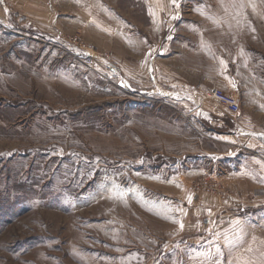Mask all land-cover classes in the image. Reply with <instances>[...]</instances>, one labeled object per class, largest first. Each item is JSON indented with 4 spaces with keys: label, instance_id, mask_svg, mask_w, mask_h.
I'll use <instances>...</instances> for the list:
<instances>
[{
    "label": "rangeland",
    "instance_id": "rangeland-1",
    "mask_svg": "<svg viewBox=\"0 0 264 264\" xmlns=\"http://www.w3.org/2000/svg\"><path fill=\"white\" fill-rule=\"evenodd\" d=\"M175 1L201 52L212 18L255 45L216 54L240 109L213 127L148 0H0V264H264V0Z\"/></svg>",
    "mask_w": 264,
    "mask_h": 264
},
{
    "label": "crops",
    "instance_id": "crops-1",
    "mask_svg": "<svg viewBox=\"0 0 264 264\" xmlns=\"http://www.w3.org/2000/svg\"><path fill=\"white\" fill-rule=\"evenodd\" d=\"M166 1L167 3L162 1V4H158L157 6L156 4L152 5L153 0H148L147 5L151 10L152 16L149 18V22L147 23L149 26L147 28V33L149 35L156 34L155 36L160 35L165 38L164 40L166 41L163 43V50H166L164 47H166V45L168 47L173 40V36L176 34L182 41L185 42L183 46L181 45L182 48L190 49L192 52H189L188 55H193L195 58L190 67L192 70L186 71L181 68L177 69L178 75L177 79L174 80V87H177L179 90H184V92L187 89H193L195 92H201V94L212 88H221L226 90L236 89V77L232 71L228 70V68H226L223 75H217L216 54L222 49L224 50L222 55L226 57L241 56L251 58L255 54V51L253 50L255 49V45L251 46L246 41V43L240 45L242 48H239V45H236L234 42L233 23L229 17L212 18L213 25H215L212 31H210V37L212 40H210L209 43H204L206 52L203 53L199 49L201 45L199 43L197 29L193 27L196 25L197 21L199 22L202 20L196 17H181L180 15L183 12L180 7L181 1ZM169 5L173 8L174 14H171V7ZM223 41L227 44H222ZM198 49L199 52H197ZM198 57H201L200 60L196 59ZM229 63L233 65L232 61ZM254 76L255 75L251 72V70H249L246 76H244L245 82L248 81L247 87L253 86V82L255 81ZM199 110L203 113H200V116L205 117L204 119L212 125V127L215 126L217 122L222 121L221 117L231 115L225 106L212 100H205L202 102V106H199Z\"/></svg>",
    "mask_w": 264,
    "mask_h": 264
},
{
    "label": "built area",
    "instance_id": "built-area-1",
    "mask_svg": "<svg viewBox=\"0 0 264 264\" xmlns=\"http://www.w3.org/2000/svg\"><path fill=\"white\" fill-rule=\"evenodd\" d=\"M78 48L80 49V51L78 49L77 52L78 56L91 58V59L95 57V55L91 54L89 50H85L81 46H78ZM203 99L215 101L225 106L228 109V111L231 113H237L240 109L239 101L235 97L225 94L220 88H212L206 91L203 95Z\"/></svg>",
    "mask_w": 264,
    "mask_h": 264
},
{
    "label": "snow or ice",
    "instance_id": "snow-or-ice-1",
    "mask_svg": "<svg viewBox=\"0 0 264 264\" xmlns=\"http://www.w3.org/2000/svg\"><path fill=\"white\" fill-rule=\"evenodd\" d=\"M181 227H183V225L181 224Z\"/></svg>",
    "mask_w": 264,
    "mask_h": 264
}]
</instances>
